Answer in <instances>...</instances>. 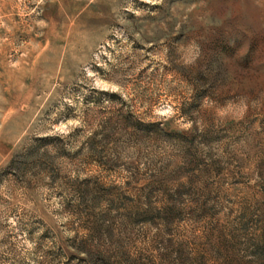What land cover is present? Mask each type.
<instances>
[{
  "label": "rangeland",
  "instance_id": "1",
  "mask_svg": "<svg viewBox=\"0 0 264 264\" xmlns=\"http://www.w3.org/2000/svg\"><path fill=\"white\" fill-rule=\"evenodd\" d=\"M0 264H264V0H0Z\"/></svg>",
  "mask_w": 264,
  "mask_h": 264
}]
</instances>
